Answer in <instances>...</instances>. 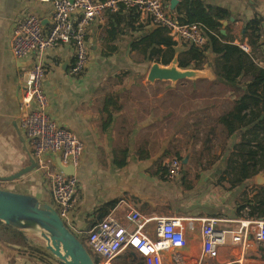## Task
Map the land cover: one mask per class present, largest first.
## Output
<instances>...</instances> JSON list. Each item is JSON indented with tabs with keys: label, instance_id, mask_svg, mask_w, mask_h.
<instances>
[{
	"label": "crops",
	"instance_id": "0c3cea01",
	"mask_svg": "<svg viewBox=\"0 0 264 264\" xmlns=\"http://www.w3.org/2000/svg\"><path fill=\"white\" fill-rule=\"evenodd\" d=\"M162 1L165 10L178 18L176 8L183 0L175 4L172 0ZM204 1L214 12L230 14L221 21L223 30L237 37L235 43H239L256 14L264 18V0H256L255 6L249 0ZM134 12L124 11L122 23H117L120 33L111 40L101 23L87 27L90 61L81 74H71L75 60L71 44L48 50L42 57L48 111L60 126L84 142L82 161L75 170L80 180L73 213L81 232L77 235L86 237L85 231L119 204L124 212L133 207L148 216L181 217L196 221L198 226L200 219H213L219 231H234L243 221L262 219L252 216V212L264 188V184H257L256 176L264 170H252L248 180L238 182L239 175L229 163L243 130L230 137L228 126L221 120L242 95V90L234 88L244 89L245 85L223 82L209 63L204 68L210 67L211 77L185 79L175 85L161 80L151 83L148 73L154 61L134 45L157 26L148 13ZM30 14L42 18L45 31L52 27L50 2L0 0V189L36 196L53 205L50 182L37 167L16 180L2 179L30 165L34 158L18 119L19 82L38 54L19 61L11 50L14 20ZM140 25L142 29L138 30ZM227 26L230 28L226 30ZM261 43L264 51V32ZM251 57L258 64L264 62V53L259 51ZM210 128H215V137L206 145L205 135ZM259 133L264 137V128ZM172 158L182 161L175 178L169 177L167 168ZM48 159L54 169L64 168L60 154H50ZM124 223L129 226L126 220ZM218 250L217 257H204L201 234L196 230L189 235L186 246L166 251L163 260L164 264H237L245 255L264 263V242L253 234L244 244L229 241ZM116 263L146 264L131 247L122 250ZM0 264L59 263L52 256L0 242Z\"/></svg>",
	"mask_w": 264,
	"mask_h": 264
},
{
	"label": "built area",
	"instance_id": "2783aa9c",
	"mask_svg": "<svg viewBox=\"0 0 264 264\" xmlns=\"http://www.w3.org/2000/svg\"><path fill=\"white\" fill-rule=\"evenodd\" d=\"M53 5V25L45 31L42 18L30 14L14 20L15 30L11 39L14 57L26 60L37 53L36 61L26 67L20 76V111L18 119L23 137L36 161L38 171L50 182L53 207L64 224L76 235L81 233L76 226L73 213L78 204L80 180L76 174H67L63 169L53 168L48 159L50 154H60L63 166H73L76 170L82 161L84 142L71 130L60 126L48 111L49 97L43 88L45 52L64 44L75 49V60L71 74L85 72L90 51L86 39V29L93 22L105 28L112 16L121 10H140L150 15L152 24L162 26L177 40L202 46L208 39L198 24L182 23L169 14L162 0H43ZM241 48L250 52L247 43ZM264 65V62L259 63ZM170 178H175L182 169V161L172 158L167 163ZM126 220L129 226L124 223ZM199 230L203 242V256L215 258L219 246L229 241L244 244L249 234L264 242V219L243 221L234 231L215 229L213 219L196 221L181 217H154L133 208L123 211L119 204L95 226L85 231L87 242L97 254L96 264H117L123 249L133 248L146 264H164L163 254L174 248L188 244L189 235ZM78 236V235H77ZM237 264H264L262 260L241 256Z\"/></svg>",
	"mask_w": 264,
	"mask_h": 264
},
{
	"label": "trees",
	"instance_id": "16d2710c",
	"mask_svg": "<svg viewBox=\"0 0 264 264\" xmlns=\"http://www.w3.org/2000/svg\"><path fill=\"white\" fill-rule=\"evenodd\" d=\"M249 1L254 6L257 3L256 0ZM124 11L136 14L134 12L136 9L125 10L124 7L116 12L105 27L109 40L120 33L118 24L123 21ZM176 11L180 22L198 24L202 27L208 39L207 43L198 46L183 41L178 42L167 28L157 26L154 30H150L151 33L149 31V34L138 39L134 46L140 47L148 59L162 64H169L175 55H178L179 65L182 68L202 69L205 63H209L214 75L223 82L245 85L244 89L238 86L234 88L242 90V95L238 97L235 107L221 119L228 126L230 137L243 130L239 136V142L234 143L229 163V167L239 175L238 182L243 183L252 175V170H264V137H261L259 133L260 129L264 128V65L251 59L255 51L264 53L261 43L264 18L256 14L255 18L248 22L247 31L239 43H235L237 37L234 34L222 32L224 27L221 20L229 18L230 14H225L221 10L214 12V8L204 0H183ZM184 14L188 16L185 17ZM228 28L230 27L227 26L226 30ZM140 29H142L141 25L138 26V30ZM241 43H247L250 46V52L243 50ZM179 49L182 51L180 52ZM214 137L215 128H210L205 135L204 143L210 145ZM262 192L253 207L252 216L264 219V188ZM84 236L81 238L78 236V238L96 263L98 256L88 246L87 236ZM0 242L11 247L24 248L26 251L51 256L50 251L38 243V239L2 220H0Z\"/></svg>",
	"mask_w": 264,
	"mask_h": 264
},
{
	"label": "water",
	"instance_id": "95a60500",
	"mask_svg": "<svg viewBox=\"0 0 264 264\" xmlns=\"http://www.w3.org/2000/svg\"><path fill=\"white\" fill-rule=\"evenodd\" d=\"M177 1L172 0V3L175 4ZM222 32L225 33V30ZM209 69L210 67L182 68L179 65L178 55H175L169 64L155 61L149 70L148 80L151 83H155L157 80L169 81L175 85L185 79L211 77L212 71ZM36 165L35 159L31 157L30 165L10 176L2 177V179L5 181L16 180L32 171ZM63 170L69 175L75 174L73 166H64ZM256 180L257 184H264V171L256 176ZM0 220L18 227L29 235H33V232L38 233L40 237L42 234H46L47 238H39L38 243H45L52 258L59 264H96L80 238L64 224L51 204L45 203V206H42L35 197L0 189ZM31 220L38 221L45 230L41 231L37 226L29 224L28 222Z\"/></svg>",
	"mask_w": 264,
	"mask_h": 264
},
{
	"label": "rangeland",
	"instance_id": "374dc122",
	"mask_svg": "<svg viewBox=\"0 0 264 264\" xmlns=\"http://www.w3.org/2000/svg\"><path fill=\"white\" fill-rule=\"evenodd\" d=\"M28 195V194H27ZM31 197H35V198H37L38 199V201H39V203L42 205V206H45V203L43 202V199H39L38 197H36V196H31ZM46 201H48V200H46ZM49 202V201H48ZM41 226V225H40ZM43 227V226H42ZM40 230V229H39ZM32 236H34L35 238H37L38 240H39V238H41L40 237V235L38 234V233H36V232H33V235ZM42 245H45V243H42ZM89 246V245H88Z\"/></svg>",
	"mask_w": 264,
	"mask_h": 264
},
{
	"label": "bare ground",
	"instance_id": "6f19581e",
	"mask_svg": "<svg viewBox=\"0 0 264 264\" xmlns=\"http://www.w3.org/2000/svg\"><path fill=\"white\" fill-rule=\"evenodd\" d=\"M29 224H32V225H34V226H37L41 231H44L45 230V228L44 227H42V226H40L39 225V222L38 221H29L28 222ZM41 237H44L45 239L47 238V235L46 234H42L41 235Z\"/></svg>",
	"mask_w": 264,
	"mask_h": 264
}]
</instances>
